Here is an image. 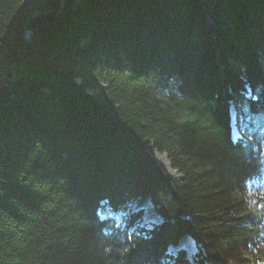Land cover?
Listing matches in <instances>:
<instances>
[{
	"label": "trees",
	"instance_id": "16d2710c",
	"mask_svg": "<svg viewBox=\"0 0 264 264\" xmlns=\"http://www.w3.org/2000/svg\"><path fill=\"white\" fill-rule=\"evenodd\" d=\"M263 179L264 0H0V264H264Z\"/></svg>",
	"mask_w": 264,
	"mask_h": 264
},
{
	"label": "rangeland",
	"instance_id": "374dc122",
	"mask_svg": "<svg viewBox=\"0 0 264 264\" xmlns=\"http://www.w3.org/2000/svg\"><path fill=\"white\" fill-rule=\"evenodd\" d=\"M234 112L235 111L232 109V113H234ZM237 135H239V134L238 133L235 134V131L233 130V136L237 137ZM161 153H164V152H159L158 153V151H156V150L153 151V154H154V157H155L156 162L159 163L165 169V172L170 177H172L175 180L180 179L181 175L171 167V164H170V161L168 160L167 154L164 153V155H163ZM164 159H167L169 161L170 167L175 171V172L173 171L174 172L173 173V176L170 175V173L168 172V170L166 169V167L163 165ZM250 191H252V190H250ZM249 195L251 196V199L250 200H253L252 199L253 192H249ZM150 204L151 203L148 204L147 202L143 201L142 203H134V204H130L129 205V212L141 211L140 222L138 223V226L139 227L140 226L153 225V224L158 223L160 221V218L156 215L153 207L152 208L149 207ZM127 215H128V213L127 212H124V211H120L119 213H117L114 216V218H113V221H114L115 225L122 227L125 224L124 217H126ZM182 241L181 242L183 244H181L180 241H179V243H178L177 246H170L168 248V253L175 255V254L178 253V251L183 250L184 251V254H185V257L187 258V260L191 261L192 260V257L196 253L195 252L196 251V246H195L193 240L190 239V237H186L185 236V239L182 240Z\"/></svg>",
	"mask_w": 264,
	"mask_h": 264
},
{
	"label": "bare ground",
	"instance_id": "6f19581e",
	"mask_svg": "<svg viewBox=\"0 0 264 264\" xmlns=\"http://www.w3.org/2000/svg\"><path fill=\"white\" fill-rule=\"evenodd\" d=\"M159 153V152H158ZM164 155V154H163ZM163 165L166 167V169L168 170V172L170 173V175H172L173 176V173L175 172L171 167H170V165H169V161L167 160V159H164V162H163ZM172 170H171V169ZM174 171V172H173ZM264 180V179H263ZM145 202H147L148 204H149V202L148 201H145ZM150 208H152V206L150 205L149 206ZM186 237H188V236H186ZM185 239V237H183L181 240H180V243L181 244H183L182 242V240H184ZM191 239V238H190ZM182 241V242H181ZM133 244V243H132ZM215 248V247H214ZM197 251V250H196Z\"/></svg>",
	"mask_w": 264,
	"mask_h": 264
},
{
	"label": "water",
	"instance_id": "95a60500",
	"mask_svg": "<svg viewBox=\"0 0 264 264\" xmlns=\"http://www.w3.org/2000/svg\"><path fill=\"white\" fill-rule=\"evenodd\" d=\"M172 178V177H171ZM173 179V178H172Z\"/></svg>",
	"mask_w": 264,
	"mask_h": 264
}]
</instances>
